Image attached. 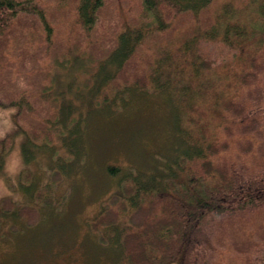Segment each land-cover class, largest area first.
<instances>
[{"label":"trees","instance_id":"trees-1","mask_svg":"<svg viewBox=\"0 0 264 264\" xmlns=\"http://www.w3.org/2000/svg\"><path fill=\"white\" fill-rule=\"evenodd\" d=\"M51 1L61 14L56 8L53 14L49 0H0V107L15 110L16 124L26 111L38 110L50 121L60 113L66 115L63 122L69 119L71 105L62 108L58 96L35 97L40 89L53 90L52 67H80L94 91L132 80L130 87L172 99L175 111L179 82L205 101L185 106L184 118L176 111L170 119L175 143L165 160L150 170L107 167L121 180L91 227L101 233L124 225L116 236L121 264H264V0H237L226 12L230 20L215 27L185 28L175 52L157 58L143 52V45L175 31L181 17L203 25L214 0H140L136 15L120 3L115 21L102 18L109 0H67L65 6ZM213 40L229 51L220 64L198 51L201 41ZM107 63L113 72L106 74ZM46 131L45 125L29 130L22 144L26 160L29 146L36 145L31 138L50 137ZM10 140L0 139V173ZM37 189L36 203L53 202ZM9 199L1 201L4 210L11 208ZM153 211L160 218L145 223L144 214ZM16 213L26 221L40 219L35 204L21 205Z\"/></svg>","mask_w":264,"mask_h":264},{"label":"rangeland","instance_id":"rangeland-1","mask_svg":"<svg viewBox=\"0 0 264 264\" xmlns=\"http://www.w3.org/2000/svg\"><path fill=\"white\" fill-rule=\"evenodd\" d=\"M139 1L109 0L102 18L115 21L120 3L133 9L136 15ZM58 2L65 6L67 0ZM52 3L55 2L49 0L53 14L56 9L61 14V8ZM231 4L238 5V2L214 0L204 13L203 25L194 22L191 16L181 17L174 25L175 31L160 34L161 40L143 45L142 51L156 58L175 52L185 28L198 32L215 27L224 19L229 21L231 15L226 12L232 11ZM198 48L206 59L217 60L216 64H220L229 52L218 40L201 41ZM74 67L63 72L52 67L49 74L53 90L35 92L38 99L49 100L58 96L62 108H66L64 104H70V117L66 122L62 121L66 116L64 113H60L56 121H50L40 116L37 110L36 113L26 111L25 120L16 124L15 110L0 107V139H11L3 158V173H0V264H121L116 236L124 225L120 223L101 233L91 227L108 197L118 191L121 180L122 175L110 176L107 167L118 166L124 169L123 173L134 168L150 170V166L158 164L160 159L165 160L171 153L167 148L173 147L175 142L171 138L173 121L170 124V119H174L176 111L184 118L185 106L205 103L195 91L186 92L181 82L174 99L177 100L176 111L172 108V99L167 101V96L161 92L150 95L140 90V86L130 87L132 80L127 85L118 81L116 88L108 82L103 85V92L101 89L94 91L95 86H91L85 72ZM154 68L150 71L151 76ZM104 71L106 74L113 72V65L107 63ZM153 86L154 82H151L149 87ZM60 88H63L62 92ZM180 97L183 98L181 101ZM75 105L79 109H72ZM103 108L104 111L99 113ZM86 109L88 112L85 113ZM40 125H45L50 137L44 139L38 135L31 138L35 141H29L36 145L29 146L30 156L26 160L22 144L27 143L29 130L39 129ZM189 139L190 134L184 140L185 144L190 142ZM181 146L184 148L182 143ZM58 170L63 172L61 176ZM50 179L51 185L47 186ZM20 185L25 191L20 190ZM40 187L46 196L54 199L51 204L35 202L32 193ZM5 197L10 198L9 210L2 206ZM24 204H35L40 219L26 221L18 216L16 210ZM154 218H160L156 211L145 213L143 219L146 223L147 220L153 222ZM102 236L105 241L100 240ZM144 237L139 235L137 238L144 243Z\"/></svg>","mask_w":264,"mask_h":264}]
</instances>
